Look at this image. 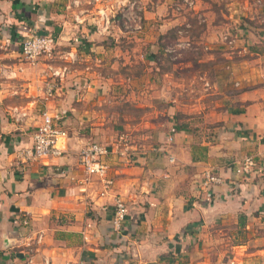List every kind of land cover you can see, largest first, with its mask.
<instances>
[{"label":"crops","instance_id":"crops-1","mask_svg":"<svg viewBox=\"0 0 264 264\" xmlns=\"http://www.w3.org/2000/svg\"><path fill=\"white\" fill-rule=\"evenodd\" d=\"M63 1L0 0V264H206L207 249L221 253L228 246L236 253L229 264H245L255 251L227 238L239 214L250 219L264 210V165L247 174L235 170L246 155L264 160V0H229L232 19L224 24L232 28V46L217 35L222 22L207 15L210 0H188L207 16L206 32L195 41L217 42L206 57L212 81L205 79L208 73L199 75L211 89L206 104L202 94L177 100L171 84L179 80L167 70L160 78L158 33L123 39L119 28L100 35L90 24L75 27ZM172 2L165 0L173 12ZM136 7L144 18L158 12L154 5ZM239 15L249 16L247 27L238 23ZM34 31L54 34L57 47L51 58L31 64L17 39ZM75 32L79 44L71 40ZM54 72L55 93L46 99L43 82ZM162 85L169 112L174 102L184 109L207 107L205 119L220 125L217 135L206 140L183 127L170 144L167 132L157 137L161 143L142 142L149 135L142 126L159 113L154 97ZM13 105L26 108L22 122L1 111ZM131 105L142 115L132 117ZM43 109L61 112L67 151L19 164L17 150L32 144ZM121 132L128 134L130 150L108 157L113 184L101 193L99 178L83 171L77 151L90 141L111 143ZM207 169L221 178L211 190L202 185ZM115 196L127 206L119 232L112 226ZM22 215L26 226L20 225ZM176 250L184 255L175 263Z\"/></svg>","mask_w":264,"mask_h":264},{"label":"rangeland","instance_id":"rangeland-1","mask_svg":"<svg viewBox=\"0 0 264 264\" xmlns=\"http://www.w3.org/2000/svg\"><path fill=\"white\" fill-rule=\"evenodd\" d=\"M156 2H158V4ZM229 2V0H210L209 8H211V12L207 15H209L210 21L212 22H222L224 27L220 30L218 29V32L216 31L217 35H220V39L222 38L225 43L232 46L234 41L229 39L230 32L233 33L232 28L230 26H225L224 24L232 19L229 16L230 13L228 11ZM137 3L140 5L143 4L148 9L150 8V5L156 6V11H158L156 17L151 18L147 16L144 18V13L141 10V28L132 29L130 27V29L123 27L120 37L126 39L128 37L132 38L138 34L147 33V35H151L152 32H155L156 34L158 33V43L161 46L159 48V51H161L159 52V54H161L159 58V69L161 71L160 78H163V72L164 70H167L171 72L172 76L170 77L173 78V81L174 79H176V81L179 80L178 83L173 82V84H171L173 95L175 98L178 97L177 100L191 101L197 99L199 94H202L203 102L205 103L211 95V89H209L208 86L206 87V85L204 86V81L199 77V75L202 76L204 73H208L210 78L207 76L205 79L209 82L212 81L211 78L214 72L213 66L206 61V57L209 56L208 52L211 53L213 49L217 47L215 39H207L206 41H208V43L206 44L195 41L202 33L206 32V14L196 12L192 5H188V0H174L171 6L174 4L177 8L174 9L173 12L167 8L169 4H166L165 0H139ZM257 16L258 12H255V16L251 17L252 21H255ZM248 17L249 16L239 15L237 19L238 23L244 26V28L247 27V21L249 20ZM116 28L117 24L115 23L111 30L113 31ZM138 30L139 33L136 32ZM140 31L143 32L141 33ZM211 32L212 31H210V35ZM116 36H118V32L116 33ZM226 36H228L227 39L224 38ZM243 36H245L244 33L241 37ZM218 46L220 45L218 44ZM221 47H225V45H222ZM170 77H168V83H170ZM159 82L164 84L165 80H159ZM186 87H188L189 90L183 91ZM204 87L208 89H203ZM164 90V85L160 87V93L157 89V96L154 98L157 101L155 105L159 109V113L152 118L153 121L151 124L145 123L142 126V132H149L148 136H144L145 138L141 139L142 142H156V144L161 143L160 140H157V137H159L161 133L166 134L169 127L172 124L175 125L177 123L191 130V132L199 138H205L207 140L210 139V135H217V132L214 131L220 125L217 122H209L205 119L206 115L209 113V109L207 107H205V109L191 107L184 109L181 108L182 106L180 104L174 102L172 103L175 105L174 112H169V107H167L168 104L164 100V98L166 99ZM7 109L8 108L6 107L1 109L5 116H9L7 115ZM127 111L132 117H139L142 115L140 109L132 105L127 108ZM143 116L145 119L148 117L146 114ZM129 133L135 136V132L129 131ZM131 139L133 141V138ZM258 215L259 216L256 215V217L250 219H247V217L243 215L244 221L242 225H238L237 223L238 226L233 225L231 229H229L231 231L230 236L227 238L229 242L244 244L245 248H241L242 250L255 251L254 254H250V256H248L249 259L245 264H264V252L256 251L264 249V210L261 213H258ZM229 223L230 221H227V224H225L227 228H229ZM233 249L234 248H229L228 246L227 249H224L221 253H216L212 249H210L211 251L207 249V252L204 253L202 257L206 259V264H223V262L229 264L231 262L232 255L236 254ZM182 255L184 254L178 253L176 250L171 256L173 261L176 263L181 261L183 258ZM197 255L201 254L197 253Z\"/></svg>","mask_w":264,"mask_h":264},{"label":"built area","instance_id":"built-area-1","mask_svg":"<svg viewBox=\"0 0 264 264\" xmlns=\"http://www.w3.org/2000/svg\"><path fill=\"white\" fill-rule=\"evenodd\" d=\"M137 2L138 0H64L62 7L73 26L90 24L100 35H108L115 23L120 32H122L121 26L132 29L141 28V16L136 12ZM80 38L79 33L75 32L71 40L79 44ZM17 40L22 57L32 64L43 56L51 58L57 47L56 36L51 33L34 31L20 36ZM55 76H59V74L54 72L52 77L43 82L42 94L46 99L55 93L57 86ZM8 115L13 122L19 123L27 117L28 112L22 106L13 105L8 108ZM62 118L59 111L50 112L47 109L41 111V120L32 132V144L17 150L19 164L48 157H58L67 151L69 135L62 124ZM176 132V126L172 124L167 131L166 143L170 144L174 141ZM129 150V136L127 133L121 132L111 143L90 141L82 145L77 151L78 163L87 175L99 178L103 187L101 193H105L113 184L112 178L108 176V157L117 154L124 155ZM169 160L172 161L173 157L170 156ZM263 165V159L259 160L255 155H246L237 162L235 170L237 173L247 174L256 168L260 169ZM220 181V176L212 170L204 171L202 185L205 189L211 190ZM126 215L125 202L115 196L112 216V226L115 232H119L121 229ZM19 222L20 225L26 226L28 224L26 215H22Z\"/></svg>","mask_w":264,"mask_h":264},{"label":"trees","instance_id":"trees-1","mask_svg":"<svg viewBox=\"0 0 264 264\" xmlns=\"http://www.w3.org/2000/svg\"><path fill=\"white\" fill-rule=\"evenodd\" d=\"M175 126H176V129L178 130H180V129H183V126L182 125H180V124H175ZM243 221H244V216H243V214H239V216H238V225H242V223H243Z\"/></svg>","mask_w":264,"mask_h":264}]
</instances>
